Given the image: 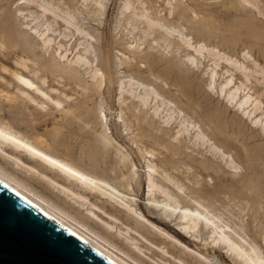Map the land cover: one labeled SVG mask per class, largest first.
Returning a JSON list of instances; mask_svg holds the SVG:
<instances>
[{
    "label": "bare ground",
    "instance_id": "bare-ground-1",
    "mask_svg": "<svg viewBox=\"0 0 264 264\" xmlns=\"http://www.w3.org/2000/svg\"><path fill=\"white\" fill-rule=\"evenodd\" d=\"M52 1L23 0V3H21V0L19 1L20 4L36 2L41 8L40 14L30 12L29 17L22 13L23 9L21 7L19 8V12L23 15L24 20H28L27 25H29L30 28L34 27L42 35L47 34V39L50 41L48 49L49 47H53L55 42L57 44L55 50L61 52V55L66 52L67 58L61 62L63 65L62 67L55 66L46 62V56L44 54L38 57V55L32 53V50L30 53H32L33 56L35 55V57L25 58L20 55V57H16V60L14 59V62L17 65L15 66L18 67L17 69L11 70L4 66L1 67L2 69L7 68L9 70V73H5L11 74V79L0 74V82L7 88L13 89V91L10 92L11 95L8 89H4L0 86V132L3 133V135H0V159L6 164L11 165L15 171L23 173L26 179L19 177L16 173L7 170L0 164V181L28 199L31 203L35 204L43 212L72 231L90 247L99 251L115 264H132L123 256L124 254L131 256L132 254L135 255V258H137L136 261L139 259L143 260V258H141V256L134 250L140 249L143 251L142 246L138 243V240L140 239L138 236L151 243V245L153 244L154 246L161 248L168 255L170 254L169 256H171L175 262H170L169 260V264H175L176 262H181L182 264H213L204 252H209V254L213 256L218 254L224 262H227L226 256L219 252V249L214 246H207L212 243L225 248L227 250V255L232 259L231 262L234 261L233 263L235 264H261V261H264V247L261 246V244L264 243V213L260 214V210L259 208H256V204L262 203L264 197V163H259V160L255 161V158L250 153H246L240 160V162L246 167V174L244 173L245 175L243 177L241 176L240 179H228L225 176L226 174L224 175L221 173L219 169L220 166L217 168L211 162L212 160L209 161L202 159L197 153H194V151H188L187 145L183 144L184 140L182 139L185 134L191 135L198 145H208L211 151L215 154H219L223 159H226L228 165L232 169L238 168L239 164L236 162L237 159H235V156L226 152L220 145L213 141L212 136L208 132L210 130L211 133H222V129L218 125V122L207 118L202 123L196 120L194 123L191 116H189L187 109L177 104L174 99L167 97V92H169L173 86H179V84L172 78L173 73L183 76L189 75L188 70H193L192 64H190L189 61L194 62L196 67L199 68V63L202 62L201 58L207 53L211 56L210 59H212V63L209 66L207 65L208 67L205 69V72L209 76L208 86L211 88L218 87L219 91L222 94L225 93V96L230 101L237 102L239 109H244L245 113L250 115L255 114L256 118L254 119V122L257 125L259 124V129L264 132V111L257 114L261 109L262 104L259 96L253 94L251 88H249L244 81H240L239 83L235 81L234 73L230 66L240 70L248 81L251 79V69L245 63L225 52H222L217 47L209 46L204 41L189 36L184 32L186 31L185 29L184 31L181 29L183 26L178 28L177 26H174L175 23L172 25L166 20L167 17L165 19V17H157L159 14L156 16L153 14V16L150 15L151 13H149V9L146 7V3H148L147 0H123V4L120 6L121 14L130 11L131 15L128 14L133 20L135 19L134 21L137 19L141 21L143 20L142 18H144V21L147 23L146 30L150 29L154 33L158 32L160 34L159 38L157 36L158 40L162 39L167 42L169 41L166 47L171 49L172 43H176L179 53V49L185 51L184 54L179 55V53L168 51L169 48H166L168 52H172L171 55L168 53L167 55L159 54L154 52L155 50H141L142 48L140 49L139 46H137L138 44L128 41L126 42V46L125 44L124 46L129 54L122 52L121 55H123V58L119 61V64L125 68L123 75L120 74V77L116 75V82L118 84L117 89H119L120 94L118 98L119 102L117 104L121 105L119 117L122 118V124L125 126L123 127L127 130L126 134L128 133L131 135L130 140L136 144L141 157L146 159V179L148 180L150 178L152 180V190L147 199L148 203L142 206L141 204L136 203L137 199L135 193L137 190L135 187L142 185L138 180V177L140 176L137 169L138 164L130 157L128 151L117 142L114 136L109 133L108 124L107 122L105 123L104 116L101 115V113H103L107 116L103 110V103L105 100L102 89H106L108 92L111 91V87L115 81V74L112 75L110 61L107 56L101 60L92 56L93 45L88 38H93V35L87 29L88 15L94 17L97 14L103 15L109 0H79L78 2H80V6H76V3L74 9H72V5V8L69 7L71 9H64V7L61 8L60 6L54 5ZM157 1L159 2V0ZM172 1L174 2V0ZM175 2L177 3L170 5L171 7L169 6L170 8L167 10L168 17L173 15L174 18H180V20L185 18L184 21H186L187 18H191V21L194 20L192 19L193 17L188 14L189 8L183 4V0H177ZM168 3L171 4V0H168ZM84 13H86V16H84ZM48 14H51L55 21H58L59 19L64 21L66 25L65 30H68L69 33L63 32V37L67 38L69 37V34L71 36H75L76 34L81 35L75 43L73 57L70 58L68 56V47H66L61 40L56 42V38L49 33L51 30L55 31L53 25H51V23H47L46 25L40 22V15L47 16ZM173 20L176 21L175 19ZM129 21L131 20L127 21L128 25L132 22L131 21L129 24ZM138 21H136V23ZM32 23L34 24L31 25ZM178 23L179 21L177 22V25H179ZM132 27L137 28L133 25ZM131 33L129 35H131ZM149 36L151 37L150 34ZM25 38L26 37L23 38V41H25ZM143 39L139 40L142 41ZM157 39L156 41H158ZM7 43L9 44V42ZM22 43L25 45L27 44L26 41ZM156 43L157 42H155V44ZM3 44L6 45L5 43ZM3 44H1V47ZM23 44H21L22 47ZM22 47L20 46V48ZM63 47L65 48L62 49ZM7 48L8 47H6L5 50ZM1 49L4 51L3 47ZM27 50L30 51L31 49L27 48ZM37 51L38 50H36V52ZM245 52L247 55H244ZM245 52H243V55L247 57L248 52ZM8 59H10V57ZM137 60H139L140 63L147 62L150 65L146 71L148 72L149 77L152 78L150 82L143 81L136 77L138 73L136 75L134 71L139 68L134 67V65ZM223 63L225 64L222 65ZM254 63L258 65L257 62ZM101 65L106 66L107 73ZM47 70L50 71L52 77L47 73ZM255 71L260 72L257 69ZM261 71H263V69H261ZM97 72H101L103 75L98 76ZM107 74L109 75L108 80ZM219 74L220 76H223V80L220 82H218L217 78ZM17 76H23L25 79L30 80L36 85V89H30L27 85L22 84L17 79ZM33 77L37 78V81ZM256 80L260 84V94H264V76L263 78H256ZM161 81H163L164 84H167L168 87H161ZM52 83H57L60 87H56ZM76 87L81 89V95L79 94L81 97L79 99L77 98V100L73 97L72 92ZM40 92H44L45 96H50L52 99H56L58 103L64 105V108H55V105H52L50 100H46L44 96H41ZM126 92L129 95H126ZM95 93H99L100 96L98 99L101 97V100H99L101 102L97 101V104L99 102V105L97 106L99 114H97L99 115L101 123L98 122L99 120L95 123L102 124V129L93 132L95 139L93 141L98 142V146L100 144L99 147L102 148L101 150H104V155L109 152V149H112L115 155V162L111 167L108 169H102L101 167V169L106 171L107 174L90 171L59 155L52 147L51 142L42 135L30 137L23 133L24 131L22 132L12 123L15 121L14 115L10 111H7L8 108L5 109L4 107V102L6 101L7 103L8 100H6V96H9L8 94L14 98V102L11 100L12 98L9 100L12 102L11 104H13V106H27L28 103H32L31 101L35 100V105L40 111L46 112L47 115L54 111H59L62 121L66 120L69 123H76L77 125H80V127H83L81 130H86V128H89V120L87 119L90 117L87 116L89 115L91 108L90 102ZM108 94L109 93L106 95ZM76 95L78 94L76 93ZM66 97H72L73 99L67 101L65 99ZM129 98L131 99L130 101ZM128 102L131 104H128ZM110 104L108 103V105ZM41 105H44V107H40ZM123 105H125L126 109L129 111L124 110ZM174 105L175 107H173ZM92 106L93 108H96L94 105ZM139 106L143 107L141 111L150 106L152 108L151 115L149 116V113L145 114V112L141 113L138 110ZM93 108L91 109L94 110ZM51 109H53V111ZM178 111L185 112L186 118L184 121L181 120ZM90 114H93V111H91ZM157 116L166 125L174 122L178 123V128L175 130L181 133L178 141L171 139L175 131H172L168 127H164L161 122H157L155 119ZM97 117L94 116V118ZM30 118L32 117L30 116ZM121 118L118 119L121 120ZM46 119H48L47 116ZM91 120L94 121V119ZM182 125L186 126L182 127ZM56 127H53L55 132L57 130L61 131V128L59 129ZM50 129H52V127ZM56 133L55 135H57ZM81 135L83 137V134ZM9 136L20 140L21 143L17 144L14 140L7 139ZM49 138L51 137L49 136ZM23 145H28V147H24ZM81 145L82 144L80 143L79 147H81ZM85 146L88 145L86 144L84 147ZM84 147L81 148L83 149ZM31 148H35L37 152H42L45 155L50 156L52 159L72 168L74 171L80 172L81 175L86 176L87 179H80L76 175L44 160L41 156L32 152L30 150ZM96 148L98 147H95L94 150H96ZM148 152H151L152 155L149 156ZM89 153L90 151L88 154ZM96 154L97 151L95 152V155ZM103 154L102 157L104 158ZM81 155H83V152ZM80 157L78 156L79 159H81ZM87 158V160H93L94 157L92 158V156H88ZM95 158H97V156ZM96 161L97 160L92 161L94 162L95 168L98 167ZM128 165H132L135 168V171H133L131 167H128ZM149 168L153 169L151 173L148 171ZM209 169H211V171H209ZM93 170L95 169L93 168ZM210 177L214 180L213 183H208V181L211 180ZM31 181L41 185L48 190L52 196H48L36 189ZM180 188H183L185 191L180 192ZM221 201L224 202V206L230 201V203L236 202L240 208L242 207V210L246 207H250L248 210V221H245L246 219H244L243 223L237 222V225L239 226L238 228L233 226L227 219H225V222L222 224L220 217L217 216L211 208L213 203L219 204ZM141 209L143 211L139 212L138 210ZM206 210L209 214H206ZM155 211H158L159 214L155 215ZM232 212L233 210L231 213ZM194 213H199V215H193ZM231 213L230 216H232ZM104 214L107 217H104ZM233 214L235 213L233 212ZM93 216L96 217V220ZM244 216L242 217L244 218ZM97 217L101 222L103 221L102 223L104 224L101 223V225L97 222ZM201 217H203V219H201ZM99 219L98 221H100ZM209 220L211 223L208 222ZM148 222L151 225H149ZM174 222L176 227L173 224ZM160 225H163L165 228ZM213 225H216V227H213ZM245 225H247L248 228L250 227L249 230H247L251 238L249 236L248 238L247 235L244 234V231L246 230ZM221 227L224 229L223 232L219 231ZM98 228H101L102 231ZM114 229L116 230L115 232H113ZM228 229H231V231ZM204 231H206V233L203 236L202 233ZM170 232H173V235H170ZM201 235L203 237H201ZM170 236L175 240L170 239ZM112 237H119L120 239L123 237L124 241L121 242L123 247L118 245ZM200 237L201 241L204 240L202 241L204 242L203 247L198 243ZM158 239L169 246L178 248L194 262L190 263L187 259L182 258V256L174 254V251H172L169 246L165 248L158 242ZM187 241L200 245L201 250L199 249V253L202 257L199 256L200 254L196 255V253H193L194 255H192V252L189 251L190 249H188L189 253L184 248L185 246L182 244ZM127 242H130V245L134 247L136 246L137 248H132L130 245L126 246V244H128ZM120 252L124 254L122 255ZM153 252L155 254L157 253L156 251ZM173 259L171 261H173Z\"/></svg>",
    "mask_w": 264,
    "mask_h": 264
},
{
    "label": "rangeland",
    "instance_id": "rangeland-1",
    "mask_svg": "<svg viewBox=\"0 0 264 264\" xmlns=\"http://www.w3.org/2000/svg\"><path fill=\"white\" fill-rule=\"evenodd\" d=\"M19 1L20 0H0V39H1L0 42L4 41L3 43L6 44V45H4L3 43H0V49L2 47L4 48V51H3V49L0 50L1 51L0 52V54H1L0 55V74L5 75L8 79H11V74H8L9 72L5 73L1 67L4 66V67H7L8 69H11V70L17 69L18 67H16L17 65L14 62V59L16 60V57L18 58V57H20V55H22V57H25V58H29V57L33 58V57H35V55H38V57H39L42 54H44L46 57H48L51 54L50 51L45 52L42 42H40V46L37 47V44H36V41L34 38V33L31 32V28L30 27H28V28L24 27V25H27L28 20L27 19L24 20L23 15L21 14V12H19V8L21 7L23 9L22 13H24L25 15L30 17V15H29L30 12H33L34 14H40L41 8L36 4V2H30V4H26V3L20 4ZM48 1L51 2L52 0H48ZM78 1L79 0H73V1H71V0H68V1L67 0H53L52 3L54 5L60 6L61 8L64 7V9H71L72 7H73L72 9H74L77 5L80 6V2H78ZM147 1H148V3H146L147 6L146 5L145 6L149 9V13H151L150 15L153 14L156 16L157 14H159V15H157V17L161 16V17H165V19L167 17L166 20L169 23H171L172 25L175 23L176 25L174 24V26H177L178 28L179 27L181 28L183 26L181 29H183V31L185 29L186 31H184V32H186V34L193 37L194 39H200V40L204 41L206 44H208L209 46L217 47L222 52H225L228 55H231L234 58H237L239 61L245 63L251 69L252 75H251L250 81L245 79L244 75L242 74V72L240 70L235 69L233 66H230V68H232V71L234 73L235 81L237 83H239L240 81H244L246 83V85L249 88H251V91L253 92V94L259 96L262 104H261V109L257 112V114L262 113L264 111V94H260V92H261L260 91V84L256 80V78H263V76H264V74H263L264 73L263 72L264 71V29H262L260 22H259L261 10H264V0H249V1H246V0H183V4L187 8H189L188 14L193 17L192 19H194L195 22H194V20L191 21V18L190 19L187 18L186 21H184L185 18L181 17L183 20L182 21V20H180V18H174L173 15L168 17V11L167 10L171 7L170 5L176 4L177 2H175V1H177V0H174V2L171 0V2H172L171 4L168 3V0H159V2L157 0H147ZM161 1H162V3H161ZM72 3H74V4H72ZM166 3H168V4H166ZM75 4H76V6H75ZM122 4H123V0H109L107 3V8H106L105 12L103 13V15L97 14V15H95V17L88 15L87 29L93 35V38L90 39L91 43L93 45L92 56L93 57L95 56L96 59L99 58L100 60L103 59L105 56H107L109 58V61H110L111 71L113 73L112 75L115 74V76H114L115 81L111 87V91L108 92L106 89L105 90L102 89L104 100H105L103 103V105H104L103 110L107 114V124L109 127L108 128L109 133L114 136V138L117 140V142L120 143L125 148L126 151H128V153L130 154V157L138 164L137 169H138V173L140 174V176L138 177V180L142 183V185L135 187L137 189L135 192L136 193V199H137L136 203H139L143 206V205L148 203L147 199L149 198L148 183H147L148 180L146 179V175H145V172L147 170L146 169V159L141 157V155L139 154V152L137 150L136 144H134L133 141L130 140L131 135H129L128 133L126 134L127 130L124 128L125 127L124 124H122L123 123L122 118L119 117V114H120L119 110L121 108V105L117 104L119 102L118 98H119L120 94H119V89H117L118 84L116 82V79H117V76L118 77L121 76L120 74L123 75L124 74L123 71H125V68H123V66L119 64L120 63L119 61L121 58H123V55H121L122 52H124L125 54H129V52L125 49L126 42H128V41L133 42L134 44H138L137 46H139L140 49L142 48L141 50H144V51H146V50L147 51H154L155 50L154 52L159 53V54L161 53V54L167 55V53H168L169 55H171L172 52H168V51H175V53H179V51L177 49L178 47H176L177 46L176 43H172L173 48L171 47V49H170L169 47H166L167 44L169 43V41L167 42V41H164L162 39H160V40L157 39V36H158V38L160 36V34L158 32L154 33L150 29L146 30L147 29V23L144 21L145 20L144 18H142L143 20H141V21L139 19H137L136 21H138V20L139 21L136 23V21H134L135 19L133 20V18L130 16L131 15L130 11H127L126 13L121 14L120 13L121 12L120 6H122ZM148 4H150V5H148ZM71 5H72V7H71ZM156 5L159 7H157ZM69 7H71V8H69ZM161 10L163 13L161 12ZM159 12H161V13H159ZM84 16H86V13H84ZM173 19H175L176 21H174ZM39 20L43 24L47 25V23H51V25H53V29L55 31L51 30L49 33L51 34V36H54L56 38V42L61 40V42L64 43L66 45V47H68V49H69L68 56L70 58L73 57L74 56L73 53L75 52V43L81 37V35L76 34L75 36H71L69 34V37H67V38L63 37V32L69 33L68 30H65L66 25H65L64 21L62 19L55 21L51 14H48L47 16H41L40 15ZM128 20L132 21V22L131 21L128 22L129 24L131 22L130 25L127 24ZM24 21H26V22H24ZM178 21H179V23H178L179 25H177ZM139 22L143 25H141ZM183 23H185V24H183ZM33 24L34 23H32L31 25H33ZM180 24H181V26H180ZM132 25L137 27V28H133ZM141 28H142V30H141ZM134 29H136V30H134ZM143 31L144 32L146 31V32L144 33ZM130 33H131V35H129ZM143 33H144V35H143ZM149 34L151 35V37L153 39H155V42H157L156 44H150L149 43V41L152 40V38L149 36ZM155 34H156V36H155ZM1 35H2V37H1ZM144 36H146V37H144ZM24 37H26L25 38V41L27 43L26 45L22 43V42H25V41H23ZM83 38H84V36H83ZM83 38H81V39H83ZM139 39L140 40L143 39L142 40L143 42L140 41ZM156 39L159 41V43H158V41H156ZM7 42H9V44ZM1 44H3L2 47H1ZM21 44H23L24 48L22 47ZM124 44H125V46H124ZM141 45H144V47H140ZM20 46L22 48H20ZM6 47H8V48L5 50ZM56 47H57V44L54 42L53 47H49V50L55 49ZM148 47H150V48H148ZM27 48L31 49V50L29 51V50H27ZM64 48L65 47H63L62 49H64ZM166 48H169L168 51ZM165 49H166V51H165ZM26 50H27V52H26ZM32 50H33L32 53L35 54L34 56L32 55V53H30ZM36 50H38V51L36 52ZM179 50H180L179 55L185 53L184 50L183 51H181L182 49H179ZM245 51L248 52L247 57L243 55V52H245ZM9 57H10V59H8ZM210 58H211V56H209L206 53V55L201 58L202 62L199 63V66H200L199 68L196 67L194 71L188 70L189 75L183 76V75H177L176 73H173L172 78L174 79L175 82H177L179 84V86L178 87L173 86V88L169 92H167V97L174 99L176 102H177L178 97L181 98L182 105H183L182 107L187 109L189 113H193L195 115V120L200 122V123L205 121V119H207V118L213 119L216 122H218V125L222 129V133H217V132L211 133L210 130L208 132L212 136L213 141H215L218 145H220L226 152H229L235 156V159H237L236 162L239 164L238 168L232 169L228 165L226 159H223L222 157H220L219 154H215L213 151H211L210 147L208 145H203V146L198 145L194 141V139L191 137V135L185 134L184 135L185 137L184 136L182 137V139L184 140L183 144L187 145L188 151H194V153H197V155L202 159L209 160V161L212 160L211 162L217 168H219V166H220L219 169H220L221 173H223L224 175L226 174L225 176L228 179H231V180L232 179H240L241 176L243 177L246 174V167L240 162L241 157L244 156L246 153H250L255 158V161L259 160V163H264V132H262L259 129L260 125L258 124L259 125L258 126L254 122V119L256 118L255 114L250 115L248 113H245L244 109L242 110V108H240L241 109L240 110L238 108L239 105L237 104L236 101H234V102L230 101L225 96L226 95L225 93L222 94L219 91L218 87L217 88L212 87L214 89L213 90L211 87L208 86L209 76L205 72V69L212 63V59H210ZM254 62H257L258 65H256ZM224 64L225 63H223L222 65H224ZM101 66L104 69V71L107 73L106 66L105 65H101ZM256 69L259 70L260 72H256L255 71ZM261 69H263V71H261ZM47 71L46 72L48 74H50V71L49 70H47ZM140 71H142V70L136 69L134 71L136 75L138 73V75L136 77H138L139 79L146 81V82H150L152 80V78L149 77L148 72H146V71L140 72ZM116 72H118L119 74ZM142 73H144V74H142ZM146 73H147V75H146ZM142 75H144L145 77ZM50 76L52 77V74H50ZM108 76L109 75L107 74V80H108ZM33 78L36 79V81H37V78H35V77H33ZM145 78H147V79H145ZM217 78H218V82L223 80V76H220V74ZM52 84L56 87H60L59 84H57V83L56 84L52 83ZM0 86L4 89H8L9 93L13 91V89L7 88L1 82H0ZM78 88L79 87H76V89L72 90L73 97H75L76 100H77V98L79 99L81 97L80 96L81 95V91H80L81 89L80 88L78 89ZM176 92H177V94H176ZM76 93L78 95H76ZM107 93H109V94L106 95ZM10 94H8V95L10 96ZM125 94L129 95L127 92ZM94 95H96V96H94ZM94 95H93V98L90 102V107L93 108L92 105H94V107H96V108H93V109L94 110L96 109L95 110L96 112L90 108L89 115L87 116L90 118L87 119V117H86V119L89 120L88 121L89 122V125H88L89 128H86V130L85 129L81 130V128H83V127H80V125H77L76 123H69L66 120L62 121V119L59 115L60 114L59 111H56V112L54 111V112L49 113L47 115L46 112L40 111L36 107V105L32 104V103H28L27 106H16V105L13 106V104H11L12 102L9 101L10 98H12V96H10V97L6 96V100L7 99L8 100H7V103H6V101L4 102V107H5V109L8 108L7 111H10L14 115L15 121L12 123L16 127H18L19 130H21L22 132L24 131L23 133L27 134L30 137L42 135V136L46 137L49 140V142H51L52 147L56 150V152L59 155L73 161L74 163H76V164H78V165H80V166H82V167H84L90 171L98 172V173L103 172L104 174H107L106 171H103L102 169H104V168L108 169L109 167H111V165H113V163L115 162V155H114V152L112 151V149L111 150L109 149V152H108L109 154L107 153L106 155H104L103 154L104 150H101L102 148L99 147L100 144L98 146V142L93 141V140H95L94 136H93V132L96 130L102 129V127H101L102 124L101 125L96 124L97 123L96 121L99 120V115H98L99 113H98L97 106L99 105V102H101V101H99V100H101V97L98 99V97L100 96L99 93L98 94L95 93ZM111 95H112V97H111ZM13 99L14 98H12L11 100L13 101ZM113 100H114V102H113ZM130 100L131 99L129 98V101ZM97 101H99L98 104H97ZM9 102L11 105L9 104ZM110 102H111V104H110ZM108 103L110 105H108ZM128 104H131V103L128 102ZM108 106H109V108H108ZM123 106H124V110L129 111L126 109L125 105H123ZM139 108H138V110L141 113L145 112V114L149 113V116L151 115L152 108L150 106L146 107V108L144 107L147 110L144 109L143 111H141V109H143V107L139 106ZM109 109H110V111H109ZM26 110H28V111H26ZM51 110L53 111V109H51ZM111 110H112V112H111ZM91 111H93V114H90ZM243 112L245 114H248V115H245ZM30 116L32 118H30ZM46 116L48 117V119H46ZM94 116L97 118H94ZM117 116L119 119L121 118V120H119L117 118ZM54 117H55V119H54ZM57 117H58V120H57ZM8 119L11 120L10 118H8ZM91 119H94V121ZM155 119L157 120V122L158 121L161 122V124L164 125V127H168L172 131H175L178 128L177 122L166 125L165 123L162 122V120L158 116L155 117ZM58 121H62V122H58ZM98 122L101 123L100 120ZM31 123H33V124H31ZM42 127H44V128H42ZM51 127H52V129H50ZM53 127H56L59 129L61 128V131L59 130L60 131L59 132L57 130L58 132L56 131L57 132L56 133L54 131ZM99 127H101V128H99ZM62 130H63V132H62ZM79 130H80V132H79ZM51 131H52V133H51ZM53 131L57 135H55V133ZM82 132H85L86 134L82 133ZM81 134H83V137ZM49 136L51 138H49ZM64 136H66V137H64ZM81 138H82V140H81ZM83 138H86V139H83ZM53 139H54V141H53ZM93 142L95 143V145ZM80 143L82 144L81 147H84V145H86V144L88 146H85L84 147L85 149L84 148L82 149L81 147H79ZM93 145H94V147H93ZM95 147H98L99 149L96 148V150H94ZM79 148H81L84 151H82ZM89 151H90V153L88 154ZM94 151L95 152L97 151L96 155H95ZM82 152H83V155H81ZM78 153H79V155H78ZM99 153H100V155H99ZM90 154H92V155H90ZM102 154L104 155V158L102 157ZM77 155L79 157L82 156V157H80L81 159H79ZM85 155H86V157H85ZM113 155H114V158H113ZM88 156H92V158L94 157L93 160H97L96 162L98 164V167L95 168V166H94L95 161L92 162L93 161L92 159L87 160ZM96 156H97V158H95ZM101 157H102V159H101ZM0 164L2 166H4L7 170L16 173V175H18L19 177L26 179L23 173L15 171L11 165L6 164L1 159H0ZM103 164H105V165H103ZM217 164H218V166H217ZM101 167H102V169H101ZM93 168L95 170H93ZM210 179H211V177H210ZM263 180H264V174H263ZM31 183H33L32 185L34 187H36V189H38L39 191L43 192L44 194H46L48 196H52V194L48 190L43 188L41 185H39L33 181H31ZM158 194H160V193H158ZM263 195H264V189H263ZM230 202L227 203L225 207H227L228 204H231V205L234 204L235 206L232 205V208L231 207H230L231 209L229 208V212L231 213V211L233 210V212L235 214H233V212H232L231 213L232 216L226 217L225 219H227L233 226H236L238 228L239 227L237 225L238 223H243L244 219H246L245 221H248V210L250 207H246L245 209L242 210V207L240 208V206L237 205L236 202H233V203H230ZM258 204H260V205H258ZM256 208H259L260 214L264 213V197H263L262 203L256 204ZM138 211L140 212L143 210L141 209ZM154 214L157 215L159 213H158V211H155ZM246 215H247V217H246ZM242 216H244V218ZM94 217L95 216H93V218ZM104 217H107V216H105V214H104ZM241 218H243V219H241ZM94 219L96 220V217ZM98 219L99 218L97 217V222H99L101 224L103 221L101 222L100 219H99L100 221H98ZM240 221H242V222H240ZM102 224H104V223H102ZM148 224L151 225L149 222H148ZM173 224L176 227L175 222ZM160 226L165 228L163 225H160ZM245 227L244 228L246 230L244 231L245 232L244 234L247 235V237L249 236L251 238L250 234L248 233V230L250 227L248 228L247 225H245ZM98 229H100L102 231L101 228H98ZM115 229L113 230V232L116 231ZM205 233H206V231H204L202 233V235L204 236ZM170 235H173V232H170ZM202 235H201V237H203ZM201 237L198 239V243H200L201 247H203L204 242H202V241H204V240L201 241ZM138 238H140L138 240V243L140 246H142L143 251L140 249L139 250L134 249V250L137 252V254H139L141 256V258H143V260L139 259L138 261H136L137 258H135V255L132 254V256H131V255H127V254L120 252L122 255L124 254L123 256L132 264H140V262H141V264H169V260H170V262H175L174 259L171 258V256H169L170 254L168 255L161 248H158L157 246H154L153 244H152L153 245L152 246L151 243H149L148 241H146L145 239H143L139 236H138ZM112 239L116 243H118V245H121V247H123V244H121V242L124 241L123 237H121V239L119 237H112ZM170 239L175 240L172 236H170ZM209 241H210V239H209ZM158 242L161 243V245H163L165 248H167V246H169L168 244L163 243L160 239H158ZM127 243L128 244H126V246H129L130 242H127ZM182 245L185 246L184 248L187 251H188V249H190L189 251L192 252V255H194L193 253H196V255L200 254L199 249L201 250V247L199 244L197 245V244H193V243L187 241L186 243H184ZM130 246L132 248L134 247L132 245H130ZM146 246H148V247L150 246L149 247L150 249ZM207 246L216 247L217 249H219V252H221L222 254H224V256H226V260L229 264H235V263H233L234 261L231 262L232 259L227 255V252H226L227 250L225 248L219 247V245L215 244V243H212L210 245L208 244ZM180 247L183 248L182 246H180ZM169 248L172 251H174V254L182 256V258L187 259L190 263L194 262L192 259L188 258L178 248H174L172 246H169ZM125 250H127V249H125ZM175 250H176V252H175ZM153 251H156L157 253L155 254ZM179 251L181 252V254ZM204 253H205V255L208 256V258H210V260L212 261L213 264H228L227 262H224L218 254H215L213 256V255L209 254V252H204ZM199 256L202 257L201 254ZM172 259H173V261H171ZM177 263L179 264L181 262H176L175 264H177Z\"/></svg>",
    "mask_w": 264,
    "mask_h": 264
},
{
    "label": "water",
    "instance_id": "water-1",
    "mask_svg": "<svg viewBox=\"0 0 264 264\" xmlns=\"http://www.w3.org/2000/svg\"><path fill=\"white\" fill-rule=\"evenodd\" d=\"M0 264H115L0 182Z\"/></svg>",
    "mask_w": 264,
    "mask_h": 264
},
{
    "label": "snow or ice",
    "instance_id": "snow-or-ice-1",
    "mask_svg": "<svg viewBox=\"0 0 264 264\" xmlns=\"http://www.w3.org/2000/svg\"><path fill=\"white\" fill-rule=\"evenodd\" d=\"M21 3H23V0H21ZM102 6V5H101ZM259 22H260V25L262 27V29H264V10H261V13H260V17H259ZM25 28H28L29 25H24ZM31 32L34 33V38H35V41H36V44H37V47L40 46V42H43V47L45 49V51H50L51 54L46 57V62L51 64V65H55V66H63L61 64L62 61H64L66 58H67V53L65 52L63 55H61V52L59 51H56L55 49H51L49 50L48 49V45L50 43V41L47 39V34H44L42 35L39 31H37L34 27L31 28ZM89 39H91V37H89ZM150 44H155V39H152L149 41ZM141 47H144V45H141ZM244 55H247V53L245 52ZM190 64H192V69L193 71L195 70V63L192 62V61H189ZM149 64L147 62L145 63H140L139 60L136 61L134 67H138L140 70L142 71H147L148 68H149ZM4 72H8L9 70L7 68H4L2 69ZM97 75L98 76H102L103 73L101 72H97ZM17 79L24 85H27L28 88L30 89H36V85L33 84L30 80H27L25 79L23 76H17ZM154 79V78H153ZM160 86L163 87V88H167L168 85L167 84H164L163 81L160 82ZM40 95L41 96H44L46 100H50L51 104L52 105H55V108L57 109H62L64 108V105L58 103V101L56 99H52L50 96H45V93L44 92H40ZM67 101H71L73 98L72 97H66L65 98ZM33 104L36 103L35 100H32L31 101ZM177 104H180L181 106L182 105V100L181 98H177ZM40 107H44V105H41ZM175 107V105L173 106ZM102 116H104V121L105 123L107 122V116H105L103 113H101ZM178 115L180 116L181 120L184 121L185 118H186V114L184 111H178ZM189 116H191V118L193 119V122L195 123V115L193 113H189ZM183 126H186V125H182ZM0 135H3L2 132H0ZM180 135L181 133L179 131H175L174 134L172 135L171 139L172 140H176L178 141L179 138H180ZM7 139L9 140H14L15 143L17 144H20L21 141L18 140V139H15L14 137H7ZM24 147H28V145H23ZM32 152L36 153V155L38 156H41L44 160H47L49 161L50 163L54 164V165H57L58 167H60L61 169H64L65 171L67 172H70L72 173L73 175H76L77 177H79L80 179H87L86 176H83L81 175L80 172L78 171H74L72 168L70 167H67L65 164L63 163H60L59 161L55 160V159H52L50 156L48 155H45L44 153L42 152H37L35 148H31L30 149ZM148 155L151 156L152 153L151 152H148ZM128 167H131L133 171H135V168L132 166V165H128ZM149 173H151L153 171V169L149 168L148 169ZM209 171H211V169H209ZM2 182V181H0ZM214 180H209L208 183H213ZM148 185H149V193L151 192V185H152V180L149 178L148 181H147ZM185 190L183 188H180V192H184ZM232 207L231 204H228L227 207L224 206V202L221 201L219 204L217 203H213L211 205V208H212V211L216 213L217 216L220 217L221 219V223L223 224L225 222V218L226 217H230V212H229V208ZM178 211V209H177ZM206 214H209L207 213V210H206ZM187 215V214H186ZM193 215H199V213H194ZM201 219H203V217H201ZM209 223H211V221L209 220L208 221ZM213 227H216V225H213ZM223 227H221L219 229L220 232H223ZM229 231H231V229H228ZM262 247H264V243L261 244ZM261 264H264V261H261Z\"/></svg>",
    "mask_w": 264,
    "mask_h": 264
}]
</instances>
